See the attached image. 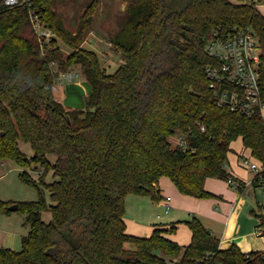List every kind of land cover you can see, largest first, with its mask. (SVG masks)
I'll use <instances>...</instances> for the list:
<instances>
[{"label": "trees", "instance_id": "16d2710c", "mask_svg": "<svg viewBox=\"0 0 264 264\" xmlns=\"http://www.w3.org/2000/svg\"><path fill=\"white\" fill-rule=\"evenodd\" d=\"M30 1L56 36L43 56L29 5L21 0L10 7L0 0V160H15L24 168L20 179L49 190L53 204L42 197L0 199L1 212L21 211L30 225L21 249L0 246V264H171L175 257L174 264H251L261 259L260 251L247 256L236 244L221 249L220 239L196 216L156 223L150 235L141 236L127 231L125 213L129 195L161 200L163 176L182 194L200 199L217 196L206 188L208 178L232 177L244 189L245 182L229 168L238 138L264 166V119L219 106L205 70L216 62L206 52L214 29L228 34L251 27L263 50L264 98V13L258 7L263 0H132L124 25L111 38L124 55L113 73L102 67L97 52L81 46L92 31L98 0L75 32L65 26L56 0ZM58 39L73 48L66 58ZM53 61L60 70L82 66L91 84L85 109L63 102ZM177 134L187 148L170 140ZM20 140L31 144L33 156L21 151ZM31 165L45 168L40 183L27 170ZM50 169L53 181L45 182ZM263 178L260 171L252 182ZM48 207L51 222L42 216ZM259 216L264 226V210ZM180 222L192 233L186 245L168 236ZM126 242L136 245L133 253Z\"/></svg>", "mask_w": 264, "mask_h": 264}, {"label": "rangeland", "instance_id": "374dc122", "mask_svg": "<svg viewBox=\"0 0 264 264\" xmlns=\"http://www.w3.org/2000/svg\"><path fill=\"white\" fill-rule=\"evenodd\" d=\"M92 1L93 0H56L57 11L63 19L65 26L70 31L75 32L77 30L76 28V30L73 31V27L79 26L82 15ZM131 1L132 0H98V5L96 6L97 8L94 13V21L91 26L92 31H90V33H88L85 36V39L81 42V46L97 52L100 57L102 67L105 68L108 73L115 72L119 65L124 61L123 52L113 45L111 38L124 25L128 15L127 8ZM263 1L261 3H263ZM57 45L61 48L64 58H66L67 55L73 51V48L68 46L61 39H58ZM51 67L54 73L59 72L56 76V80L60 82L63 87V102L66 106L72 109H85V99L91 92V84L85 77L82 66L73 65L68 67L66 70H60L56 63L54 64L51 62ZM64 72H66L65 76L61 77ZM70 73H77V76L73 79H69L68 74ZM173 136L175 137V135ZM170 138H172V136ZM236 141L235 145H237V147L242 145L243 141L241 138H238ZM19 146L21 151L25 153L27 157L33 156L34 151L29 142L20 140ZM244 153V156H248L250 159L252 158L247 151ZM49 159L54 162L56 157L54 155H50ZM242 168L250 174L251 181H248V184L244 189L230 185L227 180L221 182L225 188H229L234 191V193L229 192L227 196L222 197V199L227 202V206L229 208L231 207L228 205L230 201L235 203L234 212L233 214L229 213L227 215L228 219H224L223 223H218L214 225V227L218 231L217 233L221 235L222 232L227 229L231 231V229L235 227V224L242 219V224H247L252 227L254 236H256L259 240L253 250L255 252L264 251V238L256 235L258 233L257 226L261 224V217L259 215L264 210V178L261 180V183L255 184L252 182V178L255 177L256 171L245 167ZM23 170L24 168L13 159L0 160V199L5 201H26L37 200L42 197L48 206L53 204L49 190L40 184L35 186L25 183L20 179L19 174ZM27 170L30 172L33 179L37 180V183H40L39 177L43 174L45 168L42 166L35 168L31 165ZM261 170L264 171V166L261 167ZM43 179L45 182L53 181V171L51 169L45 171ZM166 193H168V191H166ZM132 198H137V196L129 195L127 197V216L125 218L127 222L129 219L128 229L132 228L136 230L137 234L144 235L142 233L147 231L144 227L146 226L147 228L148 225H139L138 223L141 224V222L137 220L130 221L134 220L132 219V215L136 214V211L133 208L134 205ZM216 198L217 196L204 198L202 200H211L212 204L214 203V207H218V203L215 201ZM208 205L205 203L202 204L200 210L204 213L209 212L210 207ZM192 208L194 209L195 207L189 206L187 209ZM197 210L199 211V209ZM168 211L169 209L167 210L160 207L157 208L155 215H152L150 212H145V217L148 219L152 218L154 219L153 221L157 222H170L172 220H169V217L174 214L175 210H171L169 211L170 214H166ZM189 211L191 210L187 211V215L184 212L182 216H173L177 217L174 220L180 219L178 221H185L193 218L195 215L192 214L190 216L188 213ZM158 212H164L165 214L158 217L156 216ZM207 214L206 218L198 215H196V217L201 220L203 219V222H205L204 224L209 226L208 223H210L211 217L210 213ZM42 216L44 221L51 222L53 218L51 208L48 207L44 210ZM137 224L138 226H134ZM29 231L30 225L26 221L25 214L21 211H14L10 214H3L0 212V246L11 247L15 250L21 249L22 237L27 235ZM174 233L179 234L187 241L191 238V230L186 222H180ZM220 237L221 236H218V238ZM135 246L136 245L133 242H126V248L130 251V253L135 251ZM172 260L177 262L179 257H175ZM168 261L170 262L171 259Z\"/></svg>", "mask_w": 264, "mask_h": 264}, {"label": "built area", "instance_id": "2783aa9c", "mask_svg": "<svg viewBox=\"0 0 264 264\" xmlns=\"http://www.w3.org/2000/svg\"><path fill=\"white\" fill-rule=\"evenodd\" d=\"M29 5L30 22L36 32L41 53L48 54L52 41L56 36L54 31L42 20L37 9L30 0H24ZM6 5L13 7L21 4V0H5ZM261 4L258 3V7ZM262 46L256 32L251 28L235 27L228 34L220 29H214L206 43V52L216 62L205 68L209 78V86L214 92V98L219 106H228L232 110L241 111L249 116H259L264 119V98L260 84V66ZM55 64V62L53 61ZM62 73V76H65ZM77 73L68 74L73 79ZM206 126L202 125V129ZM174 144L187 148L185 137L181 134L173 136ZM242 165L248 169L262 171L261 165L253 158L243 156ZM228 183L239 187V182L232 177ZM170 207V204L167 205ZM258 234H264V226H259ZM249 256L250 252H245ZM264 258V251H260ZM256 258L251 264H264ZM171 264L175 261L171 260Z\"/></svg>", "mask_w": 264, "mask_h": 264}, {"label": "crops", "instance_id": "0c3cea01", "mask_svg": "<svg viewBox=\"0 0 264 264\" xmlns=\"http://www.w3.org/2000/svg\"><path fill=\"white\" fill-rule=\"evenodd\" d=\"M260 4L261 5L259 6V9L264 13V1H263V3H260ZM73 28H74L73 29V31H74V30H76L77 26H74ZM170 140L172 142H174L173 136H172V138H170ZM236 142H237L236 140L234 142H232V148H233L234 152H232L230 154V157H229V168L232 171L234 176H236L237 178H239L245 182V186H246L248 184V181L249 182L251 181V177H250V174L242 168L245 166L242 165L241 161H242V156L245 155L244 152L247 151L248 154H250V150L247 149L243 145V142H242L241 146L238 145L239 147H237V145H235ZM168 179H170L168 176H163L160 178V181L158 183V188H159L161 196L163 198L159 201H154L149 196H141V195H133L132 194L133 196H137V198H132L133 199L132 202L134 205L133 208L136 211L135 212L136 214L132 215V219H134V220H130V221L137 220V221L141 222V224L138 223L139 225L144 224V225H148V226H147V228H146V226L144 227L145 230H147L144 233H142L144 235L137 234L136 230H134L132 228L128 229V223H129V219H128V222L126 220V223H127V231L129 233H132L135 235H141V236H148L152 233V231L154 229V225L156 223H162V222L153 221L154 219H152V218H150V219L146 218L145 212H150L152 215H155V213L157 212V208H160V207H162L163 209H167V210L169 209V211L175 210L174 214L171 215V217H169V220H172L170 222H173V221L180 220V219L174 220L177 217H173V216H182V214L184 212L187 215V211L191 210L188 212L190 216L192 214H194L195 216L198 215V216H201L203 218H206V216L208 215L207 213H210L211 220H210V223H208L210 227L207 224H204V225L208 229H210V231L216 237L221 236L219 238L221 249H225V248L228 249V248L232 247L233 244H236L239 246V248L243 252L254 251L253 249L255 248V245H257V242L259 240L256 236H254V233L252 232V227H250L247 224H242V219H241V221H239L235 224V227L233 229H231V231H229L227 229L226 231H223L221 235L217 233L218 231L214 227V225H216L218 223H220V224L223 223L224 222L223 220L227 218V215L229 213L233 214V212H234L235 203H232L230 201L228 203V205L231 207L229 208L227 206V202H225L222 199V197L227 196L229 194V192L234 193L233 190H231L229 188L227 189L224 187V185L221 183L224 181L223 179L208 178L206 180V188L209 191H211L217 195V198L215 201L218 203V207H214V205H213L214 203L212 204L211 200L205 201V200H202L200 198H196V197H193L190 195L182 194L178 190L176 185L172 182V180L171 179L168 180ZM253 179L254 178H252V181H253ZM166 191H168V193H166ZM126 203H127V201H126ZM204 203L206 205L209 204L208 206L210 207V210L207 213H204L203 211L200 210L201 205ZM168 204H170V207L167 206ZM189 206L195 207V208L194 209L193 208L187 209ZM197 209H199V211ZM169 211L166 212V214H170ZM1 213H3V212H1ZM162 214H165V213L164 212H162V213L158 212L156 214V216L161 217ZM126 216H127V204H126L125 217ZM178 218H180V217H178ZM201 221L203 222V219ZM170 222H166V223H170ZM203 223H205V222H203ZM138 224L134 225V226H138ZM259 226L260 225L257 226V230H258ZM256 235L258 237L260 236V237L264 238V234L260 235L257 233ZM168 236L170 238L174 239L175 241H177L178 243L182 244V245H186L191 241V238L187 241L186 239H183L182 236H180L177 233H173V234H170ZM191 236H192V233H191Z\"/></svg>", "mask_w": 264, "mask_h": 264}, {"label": "water", "instance_id": "95a60500", "mask_svg": "<svg viewBox=\"0 0 264 264\" xmlns=\"http://www.w3.org/2000/svg\"><path fill=\"white\" fill-rule=\"evenodd\" d=\"M11 208H12V209H16V208H17V205L14 204V205L11 206Z\"/></svg>", "mask_w": 264, "mask_h": 264}]
</instances>
